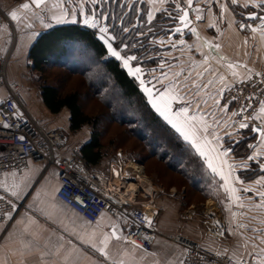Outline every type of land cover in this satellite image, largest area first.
I'll use <instances>...</instances> for the list:
<instances>
[{"label":"crops","instance_id":"0c3cea01","mask_svg":"<svg viewBox=\"0 0 264 264\" xmlns=\"http://www.w3.org/2000/svg\"><path fill=\"white\" fill-rule=\"evenodd\" d=\"M97 1L48 0L40 8H35L29 0H0V8L6 11L12 24L18 25V31H26L27 36H20L28 39V43H24L28 47L41 31L53 25L74 21L75 13L80 12L85 4L95 8ZM136 1L144 6L147 22L161 12L164 17H169L171 13L179 15L177 4L188 7L186 0ZM246 2L248 7L244 6ZM24 3L30 5L29 9L20 7ZM192 8L191 27L180 32H176L175 27L166 28L165 35L154 37L155 41H159V48L153 49L151 55L159 56L160 62L154 65L152 81L144 83V86L152 88L153 96L157 98L165 92L176 96L170 105L172 114L187 108L189 116L198 117L189 124L196 137L201 140L207 138L209 148H216L220 152L229 150L230 153L232 150L225 146L224 136L232 134L235 143L240 139L237 134L240 128L239 124L227 122L226 113L221 111L219 101L222 93L233 82L248 77L264 66V38L261 35L264 24L259 19L251 20L249 25L255 27L256 32L248 27H238V23L246 19L248 13L256 12L260 15L264 14V9L253 8L250 0H237L236 4L231 0H193ZM13 11L18 17L15 20L10 15ZM197 16L201 19L197 20ZM89 17V24L97 26L98 19L94 11L89 13ZM162 22L167 21L163 19ZM192 28L196 29L195 33L191 31ZM4 29L6 26L2 27L0 33H4ZM229 64L233 65L231 69ZM260 108L255 112V122L264 125V113L260 112ZM177 119L183 123L182 117ZM205 127L207 131L203 130ZM231 128L232 133L227 132ZM75 136L73 140L79 141L73 144V148L79 150L81 144L89 139V134ZM250 136L253 137L252 133ZM250 144L255 147L249 148V155L257 150L264 153L259 137L254 136ZM100 151L101 157L95 168L106 174L113 158L103 149ZM195 154L201 158L203 167L209 169L204 158L197 152ZM222 159L233 165L231 186L236 192L232 194L226 191L223 179L209 169V173L216 178L219 191L205 199L200 197L213 201L220 210L231 246L228 251L236 257L251 258L249 264H264V252L261 251L264 249V243H261L264 240V207L258 206L262 198L257 195L264 191V184L256 183L264 173L248 181H244L238 174L246 168L243 167L244 162L248 166L251 163H264V155L252 161H248L247 157L230 159L229 154ZM224 171L227 173L229 169L224 167ZM236 177L243 183L236 182ZM58 187V171L54 168L44 170V164L36 159H29L21 173L10 171L0 178V190L6 191L23 204L0 242V264H182L184 249L170 240L176 233L193 238L206 249L226 250L225 245L205 235L201 215L203 209L184 208L182 196L174 187L167 191L155 184L153 186L158 209L154 222L157 236L149 251L139 249L126 238L127 230L132 225L127 213L114 218L103 212L91 223L57 198ZM245 188L251 191H243ZM200 195L205 196L203 192ZM187 211L192 213L191 218L186 217ZM113 231L119 239L112 236ZM105 235L109 238L105 249L107 258L98 251L103 247L100 241ZM90 238L96 247L91 246Z\"/></svg>","mask_w":264,"mask_h":264},{"label":"built area","instance_id":"2783aa9c","mask_svg":"<svg viewBox=\"0 0 264 264\" xmlns=\"http://www.w3.org/2000/svg\"><path fill=\"white\" fill-rule=\"evenodd\" d=\"M249 24L250 20L243 19L238 27ZM3 26L11 27L13 24L6 11L0 8V31ZM9 55L10 50L0 56V178L10 171L21 173L29 159L39 160L44 164V170L54 168L58 171L56 196L69 209L91 223L103 212L114 218L127 213L132 225L126 238L143 251L151 250L157 236L154 222L158 209L154 201L155 189L144 174L143 162L130 159L119 150L104 174L88 169L78 156L68 154V135L58 129L47 128L37 120L19 91V83L7 80ZM221 97L220 106L224 109L230 107L233 124H257L254 115L261 106L260 102L264 101V66L233 82ZM5 124L8 126L4 127ZM209 202L201 210L205 235L224 243L228 250L226 223L215 203ZM22 208V203L0 190V242L6 228ZM191 208L194 209L193 206ZM186 217L191 218L192 213L187 211ZM170 240L183 247L182 264H249L251 260H236L227 250L210 251L181 233L172 235Z\"/></svg>","mask_w":264,"mask_h":264},{"label":"trees","instance_id":"16d2710c","mask_svg":"<svg viewBox=\"0 0 264 264\" xmlns=\"http://www.w3.org/2000/svg\"><path fill=\"white\" fill-rule=\"evenodd\" d=\"M100 1L101 0L96 2L95 8L90 7L88 3L85 4V6L80 9V12L75 13L74 21L53 25L41 31L28 48L27 58L31 61V67L34 70L42 71L47 64L50 63L52 66L67 69L68 73L78 75L84 79L88 87H90V92L92 91L91 96L102 102L107 108L108 115L111 114L110 120L122 126L124 125L132 136L137 137L142 142L144 149L149 155L143 156L141 152L137 153L135 151H130L127 153L129 157L140 159L144 164L151 159L157 160L159 164L167 169L170 175L173 174L178 176L180 181L182 179L190 188L189 193L185 192L186 195L184 198L186 201L184 199L182 200L183 207L186 205L189 195L192 197L196 194L195 196H202L205 199L206 196L213 193L215 181L212 182L211 176L204 172L205 167H203L201 158L195 154L196 152L193 150L192 146L185 141L167 121H164V119L154 111L148 102L149 99H147L142 91L140 81L129 75L128 70L123 67L122 60H117L110 55L107 50V45L100 38L102 34L99 32V29L107 25L105 22H100L103 12H99L98 15L96 12ZM103 1L104 3H111L112 0ZM129 4L130 9L128 8L129 10L127 9L128 11L121 18L122 24H129L132 21H136L137 25L142 26V28L141 30H133L131 27L122 35H130L133 32L137 36L135 39L138 40V51L141 52L143 57L151 55L150 53L153 52V49L159 48V41H155L156 39H154V37L165 35L167 33L166 28L175 27L177 25L176 17L178 15L171 13L169 17H164V13L161 12V14H157L153 20L147 22L144 6L138 4L136 0H130ZM93 11L98 19V25L95 27L89 23H85V20L90 21L89 13L92 14ZM117 11V9H113L112 13ZM106 14L105 17H108L110 12L108 11ZM135 17L136 20H134ZM163 19L169 22V24H167V22H162ZM147 29L151 31L148 32L146 31ZM108 35L114 37V39L109 42L122 56L123 48H119L120 45L117 44V34L108 31ZM49 58L51 59L48 62ZM130 66L133 67L131 64ZM137 67L140 68L139 64H137L136 68ZM93 76H100L102 78V82L98 87L92 86L91 78ZM144 78L145 77H143V79ZM151 81L152 76L149 81H145V84ZM113 90L120 92L119 99H125L127 104H130V107L133 108V113L136 114V118L125 120L123 117L119 119L115 117L116 109L114 106L107 104V99L110 97ZM40 99L44 106L53 114H57L64 109L68 111L67 126L70 131L75 132L79 129L81 130L85 125H91L89 139L81 144L79 150L73 148L71 144L72 137L67 130L60 127H55L53 129H58L68 135V154L78 156L88 169L96 170L95 164L101 157L100 150L103 146L102 137L104 135V130L99 129L100 120L101 117L106 114L104 113L99 117L87 115L80 105V98L76 91H65L64 93L55 86L43 85L40 91ZM221 109L223 114L224 112L226 113L225 117L227 118V122L233 123L230 107L227 109L221 107ZM237 131L240 139L238 140L239 142H235V144L233 143L231 145L232 154L238 158H246L244 156L247 154L249 155V141L254 137L250 136L252 133L251 125L249 128L238 129ZM148 137L152 139L151 145L147 140ZM177 152L181 155L180 159L172 157V153ZM113 156L112 158H114ZM160 166L158 165V167H156L157 170L166 177L167 171L164 172ZM249 166L253 167V169H246V167L238 173L244 181L251 180L257 175L264 173L261 172L260 165L257 163H251ZM202 192L205 196L200 195ZM155 196L156 195H154V197ZM222 244L225 245L224 243ZM225 247L227 250V245H225ZM230 248L231 246L228 250H230ZM229 254L236 260L245 258L236 257L234 254H231V252H229Z\"/></svg>","mask_w":264,"mask_h":264},{"label":"rangeland","instance_id":"374dc122","mask_svg":"<svg viewBox=\"0 0 264 264\" xmlns=\"http://www.w3.org/2000/svg\"><path fill=\"white\" fill-rule=\"evenodd\" d=\"M129 1L130 0H112L111 3H104V1L101 0L99 2L100 4L99 7H97L96 12L97 15L99 14V12H103V14L101 15L103 21L100 20V22H105V24H107L103 27H109L110 32L117 34V44L120 45L119 48H123L122 56L137 57V59L131 61L130 64L133 66V68H136L137 64H139L141 68V79L145 77L143 80L149 81L151 79V75L153 74L154 65L159 64L160 58H158L159 56L153 57L152 55H146L145 57H143L141 52L138 51V40L135 39L137 36L133 32L130 35H122L123 33L127 32V30L131 27L133 30H141L142 28V26L137 25L136 21H132L129 24H122V16L130 9ZM113 9H117L118 11L112 13ZM108 11L110 12V15L108 17H105ZM134 20H136V17ZM4 31V33H0V55H5L8 50H10V55L7 63L6 78L9 82L16 81L19 83V91L27 101L30 112L34 115V117H37V120L39 119V121L45 124L48 128L53 129L55 127H60L64 130H67V132L72 137L71 144H77V141L79 140H73V137L76 134L77 136L81 134H89V131L91 130V125H85L81 128V130L79 129L75 132L70 131L67 126V118L69 114L68 111H65L66 109H64L57 114H53L44 106L40 99V91L43 85L55 86L59 90H61V92L64 93L65 91H76L80 98V105L82 106L84 112L87 115H90L91 117H99L102 116L104 113L106 114L105 116L103 115L101 117L99 129L104 130V135L102 137V149L109 154V157H112L114 155L113 157L115 159V155L119 150L127 156V153L130 151H135L137 153L141 152L143 156H149L146 150L144 149L142 142L137 137L132 136L124 125L122 126L121 124L114 123L112 120H110L111 114L108 115L107 108L102 102L98 101L97 99L91 96L92 91L90 92V87H88L84 79H82L78 75L68 73L67 69L52 66L50 65V63L47 64V66L42 71L34 70L31 67V61L27 58L29 46H24V43H28V39H23L22 36H20L21 34L27 36V34H25L26 31H18V25L15 23H13V26L11 27L6 26V29H4ZM146 31L150 32L151 30L147 29ZM50 59L51 58H49L48 62L50 61ZM91 82L92 86L98 87L102 82V78L100 76H93L91 78ZM119 95L120 92H118L117 90H113L111 92L110 97H108L107 99V104L114 106V108L116 109L115 117H117L118 119L123 117L125 120L129 118H136V114L133 113V108L130 107V104H127L125 99H119ZM230 130H232V128L229 129L227 132H230ZM224 137L226 138L225 146L232 150L231 145L233 144L232 139H235L233 138L234 136L232 134H227ZM147 140L151 145L152 139L148 137ZM232 153V151L228 153L230 159L238 158ZM172 154V157L175 159H180L181 157L179 152ZM244 157H248V154ZM158 162L159 161L157 160L151 159L148 160L145 164L143 163L144 174L147 177L148 181H150L153 186L155 184L166 189L167 191H170V189L174 187L178 191L179 196H182V200H185V192L189 193L190 188L184 183L182 179L180 181L178 176L173 174V176L170 175L167 169H165V167H163ZM158 165H161L160 167L164 172L167 171L165 175L166 177H164V175L157 170L156 167H158ZM248 168H250V170L253 169V167L251 166H248L246 169ZM204 172H206L207 175L209 174L211 176L212 182L215 181V185L213 186V193L218 192L219 188L218 184L216 183V178L209 173V169H207V167H205ZM195 195H193L192 197L190 195L188 196L187 203L186 205H184V208H190L192 206L195 207V210L196 208H205L207 200H204L202 197L200 198L199 196Z\"/></svg>","mask_w":264,"mask_h":264},{"label":"snow or ice","instance_id":"6c2138e0","mask_svg":"<svg viewBox=\"0 0 264 264\" xmlns=\"http://www.w3.org/2000/svg\"><path fill=\"white\" fill-rule=\"evenodd\" d=\"M31 2L33 5H35L36 8H40L45 3V0H31ZM231 2L233 4H236L237 0H231ZM250 2H251V6L253 8L264 9V0H250ZM186 3L188 5V7L186 9L181 8V5L177 4V8L183 12V15L179 16V20L183 23L184 27H187L188 24L191 23V21L188 20V15H189L188 10L192 8L193 0H186ZM244 6L248 7V3L246 2ZM20 7L22 9L27 10V9H29L30 5L28 3H24ZM222 10H224L223 6H222ZM197 11H199V9H197ZM10 15H11V18L13 20L18 18L17 13L15 11L11 12ZM149 18L151 19V16ZM251 18L259 19L261 21V23L264 24V16H256L253 13ZM196 19L199 20V19H201V17L197 16ZM85 23L88 24L89 21L85 20ZM92 26L95 27V24H92ZM240 27L242 29L244 27H248L253 32L257 31V29L255 27H252L251 25H240ZM108 31L109 30L107 27H101L99 29V32L102 34L100 38L107 45V50L110 53V55L115 57L117 60H122L123 67L128 70L129 75L135 77L137 80L140 81V86L143 89V91L147 94L149 101H150L152 107L155 109V111L157 113H159V115L161 117H163V119L165 121H167V123L170 124L172 126V128H174L178 133H180V135L183 136V138L186 141L190 142L191 146L196 150V152L201 157L204 158L205 163L207 164L208 168L211 169V171L213 173L219 175L221 177V179H223V181H224L223 187L225 188V190L234 194L236 192V189L231 186V183H232L231 169L233 168V165L227 164V161L222 159V157H226L228 155L229 150H225V151L220 152L216 148H209L208 146H209L210 142L207 140V138H204L203 140H201L200 138L196 137L195 133L190 130L189 124L192 121H196L198 119V117H196L194 115L189 116L187 108L181 109L180 111L176 112L175 115L172 114V109H171L170 105H171V101L176 99V96L170 95L168 92H165L164 95H161L158 98L154 97L153 96V89L144 86L145 82L140 77L141 69L138 67L133 68L130 66V62L136 60L137 57H135V56L122 57L121 53L119 51H117L116 48H114L113 45L109 42V41L113 40L114 37L109 36ZM175 31L180 32L181 29L176 28ZM191 31L193 33H195L196 29L192 28ZM261 35H262V38H264V31L261 32ZM205 43L207 44V42H205ZM212 47L218 48L219 45H212ZM228 67L231 69L233 67V65L229 64ZM205 70H207V69H205ZM249 71H251V70H249ZM232 74L236 75V73H232ZM177 75H179V74H177ZM257 75H259V74L257 73ZM220 79L223 80L224 77L221 76ZM209 83H211V81H209ZM260 104H261L260 112L264 113V101H261ZM233 115H236V113H233ZM178 117L183 118V123H181L177 119ZM7 126L8 125H6V124L4 125V127H7ZM249 127H250V125L247 123H244V122H241L239 124L240 129H246ZM203 130L207 131V127H205ZM251 131L259 133L260 147L264 148V125L251 126ZM20 139H24V137H20ZM248 147L253 148L255 146L250 144V145H248ZM261 155H264V153L257 150L253 155H249L247 157V160L248 161L255 160L257 158V156H261ZM247 166H248L247 162H244L243 167H247ZM224 167H227L229 169V171L227 173H225ZM260 170H261V172H264V163L260 164ZM236 182L243 183V181L240 180L239 177H236ZM256 183L257 184H264V176H261L260 179H258L256 181ZM243 191L249 192V191H251V189L245 188V189H243ZM15 194L16 193H13V195H15ZM257 195L262 198L261 204L258 206L264 207V191L258 192ZM145 219L147 220V217H145ZM149 223H150V221H149ZM113 227H115V226H113ZM239 227H244V225H239ZM221 234H223V233H221ZM112 236L119 239V237L116 236L115 231L112 232ZM108 239H109L108 236L105 235L104 238L100 241V243L103 245V247H100L98 249V251L101 253V255H104L106 258H107V253H106L105 249L107 248ZM89 243L91 244L92 247H96L95 243L91 240V238L89 239ZM261 243H264V240H261ZM261 251L264 252V249H262ZM262 259H264V258H262ZM120 264H123V262H120Z\"/></svg>","mask_w":264,"mask_h":264},{"label":"water","instance_id":"95a60500","mask_svg":"<svg viewBox=\"0 0 264 264\" xmlns=\"http://www.w3.org/2000/svg\"><path fill=\"white\" fill-rule=\"evenodd\" d=\"M29 1H30V3L32 4L31 0H29ZM47 1H48V0H45V2H47ZM32 5H33V4H32ZM34 7H35V5H34ZM35 8H36V7H35ZM181 8H185V9H186L187 7H181ZM179 11H180V14L176 17L177 25L175 26V28H180L181 31H185V30H187L189 27H191V25H192V23H193V21H192V19H191V14H190V13L193 11V8H191V9L188 10V11H189L188 20H190L191 23L188 24L187 27H184L183 23L179 20V16L183 15V12H182L180 9H179ZM253 13H254L256 16H264V14H260V15H258L256 12H251V13H248V14L246 15V18L249 19V20H256V19H254V18H251ZM252 126H259V124H254V125H252ZM252 136H257V137H259V133H257V132H252Z\"/></svg>","mask_w":264,"mask_h":264},{"label":"bare ground","instance_id":"6f19581e","mask_svg":"<svg viewBox=\"0 0 264 264\" xmlns=\"http://www.w3.org/2000/svg\"><path fill=\"white\" fill-rule=\"evenodd\" d=\"M141 177V176H140ZM140 179V178H139ZM143 179V178H142ZM131 189H133V186H131ZM210 203V202H209Z\"/></svg>","mask_w":264,"mask_h":264}]
</instances>
